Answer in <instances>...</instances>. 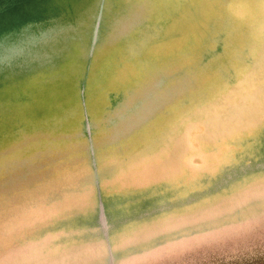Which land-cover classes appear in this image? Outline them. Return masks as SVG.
Returning a JSON list of instances; mask_svg holds the SVG:
<instances>
[{
  "label": "rangeland",
  "instance_id": "374dc122",
  "mask_svg": "<svg viewBox=\"0 0 264 264\" xmlns=\"http://www.w3.org/2000/svg\"><path fill=\"white\" fill-rule=\"evenodd\" d=\"M94 1L0 0V264H264V0Z\"/></svg>",
  "mask_w": 264,
  "mask_h": 264
},
{
  "label": "clouds",
  "instance_id": "9594fccd",
  "mask_svg": "<svg viewBox=\"0 0 264 264\" xmlns=\"http://www.w3.org/2000/svg\"><path fill=\"white\" fill-rule=\"evenodd\" d=\"M57 32L55 27L44 28L29 21L0 34V65L10 67L46 55L44 50L55 40Z\"/></svg>",
  "mask_w": 264,
  "mask_h": 264
},
{
  "label": "bare ground",
  "instance_id": "6f19581e",
  "mask_svg": "<svg viewBox=\"0 0 264 264\" xmlns=\"http://www.w3.org/2000/svg\"><path fill=\"white\" fill-rule=\"evenodd\" d=\"M59 1L61 2L62 0H59ZM80 1H82V0H80ZM95 1H96V0H95ZM95 1H94V2H95ZM111 1H112V0H111ZM94 2H93V3H94ZM96 2H97V1H96ZM96 2H95V3H96ZM103 2H104V1H103ZM105 2H106V1H105ZM105 2H104V4H106ZM107 2H108V0H107ZM112 3H113V2H112ZM57 4H58V3H57ZM59 4H60V3H59ZM62 4H63V2H62ZM67 4H68V3H67ZM80 4H81V3H80ZM91 4H92V2H91ZM63 5H64V4H63ZM83 5H84V4H83ZM89 5H90V4H89ZM89 5H87V6H89ZM113 5H114V4H113ZM125 5H126V4H125ZM68 6H69V5H68ZM93 6H94V5H92V7H93ZM102 6L104 7L103 4H102ZM107 6H110V5L108 4ZM120 6L122 7V4H120ZM120 6H119V7H120ZM64 7H65V6H64ZM66 7H67V6H66ZM80 7H81V5H80ZM92 7H91V8H92ZM110 7H111V6H110ZM119 7H118V10H120ZM128 7H129V6H128ZM77 8H78V7H77ZM86 8H87V9H86ZM88 8H89V7H86V6H85V12L88 10ZM104 8H105V12H106V11H107V10H106V5H105ZM108 8H109V7H108ZM125 8H126V7H125ZM74 9H76V8H74ZM83 9H84V8H83ZM59 10H61V9H59ZM65 10H66V9H65ZM65 10H64V11H65ZM70 10H71V9H70ZM80 10H82V9H80ZM80 10H79V11H80ZM89 10H90V9H89ZM110 10H112V9H110ZM110 10H109V12H110ZM122 10H123V9H122ZM68 11H69V10H68ZM76 11H77V10H76ZM82 11H84V10H82ZM91 11H92V10H91ZM72 12H73V11H71V13H72ZM77 12H78V11H77ZM87 12H88V11H87ZM92 12H93V11H92ZM109 12H108V13L106 12V14L109 15ZM111 12H112V11H111ZM111 12H110V13H111ZM119 12H120V11H119ZM121 12H123V11H121ZM65 13H66V11H65ZM67 13H68V12H67ZM89 13H90V11H89ZM89 13H88V15H92V13H90V14H89ZM103 13H104V12H103ZM103 13H102V14H103ZM61 14H64V13L62 12ZM73 14H74V13H73ZM76 14H77V13H76ZM81 14H83V12L80 13V14L78 15V17H79ZM94 14H95V13H94ZM111 14H112V13H111ZM117 14H119V13L117 12ZM120 14H121V13H120ZM65 15H66V14H65ZM83 15H84V14H83ZM114 15H116V13H115ZM114 15L112 14L111 16L114 17ZM125 15H126V14H125ZM125 15H124V16H125ZM84 16H86V13H85ZM92 16H94V15H92ZM109 16H110V15H109ZM121 16H122V15H121ZM104 17H105V15H104ZM106 17H107V16H106ZM64 18H65V17H64ZM72 18H73V17H72ZM85 18H86V17H85ZM89 18H90V17H89ZM115 18H116V17H115ZM115 18H114V19H115ZM73 19H74V18H73ZM105 19H106V18H105ZM63 20H64V19H63ZM67 20H69V19H67ZM79 20H80V18H79ZM81 20H82V19H81ZM81 20H80V21H81ZM87 20H88V19H87ZM90 20H91V18H90ZM110 20H111V19H110ZM110 20H109V21H110ZM65 21H66V20H65ZM69 21H71V19H70ZM72 21H73V20H72ZM77 21H78V20H77ZM77 21H76V23H77ZM74 22H75V21H74ZM82 22H86V21H82ZM89 22H90V21H89ZM103 22H104V21H103ZM110 22H111V21H110ZM117 22H118V21H117ZM143 22H145V21H143ZM68 23H69V22H68ZM76 23H75V26H76ZM78 23H80V22L78 21ZM78 23H77V24H78ZM111 23H112V22H111ZM113 23H114V22H113ZM139 23H140V22H139ZM139 23H138V25H140ZM69 24H70V23H69ZM69 24H68V25H69ZM80 24H82V23H80ZM80 24H79V25H80ZM107 24L110 25L109 22L106 23V25H107ZM141 24H142V22H141ZM143 24H144V23H143ZM143 24H142V25H143ZM71 25H72V24H71ZM90 25H91V22H90ZM111 25L113 26V24H111ZM111 25H110V26H111ZM75 26H74V27H75ZM104 26H105V25H104ZM110 26H109V27H110ZM135 26H137V25H135ZM140 26H141V25H140ZM140 26H138V27H140ZM81 27H82V26H81ZM81 27H77V28H80L81 30H83V29L85 28V33H87V32H86V30H87L86 27H83V28H81ZM156 27H157V26H156ZM72 28H73V27H72ZM75 28H76V27H75ZM132 28H133V26H132ZM91 29H92V28L90 27V30H91ZM133 29H134V28H133ZM71 30H72V29H71ZM78 30H79V29H78ZM81 30H80V31H81ZM108 30H109V29H108ZM66 31H67V29H66ZM73 31H74V30H73ZM76 31H77V30H76ZM87 31H88V30H87ZM67 32H68V31H67ZM81 32L83 33V31H81ZM82 33H81V34H82ZM149 33H150V31H149ZM68 34H69V33H68ZM68 34H67V35H68ZM77 34H79V32H78ZM101 34H102V33H101ZM105 34H106V32H105ZM70 35H72V34L70 33ZM79 35H80V34H79ZM79 35H78V36H79ZM84 35H89V34H83V38H84ZM220 35H222V34H220ZM80 36H81V35H80ZM100 36H101V35H100ZM123 36H124V35H123ZM62 37H63V35H62ZM81 37H82V36H81ZM101 37H102V36H101ZM86 38H87V37H86ZM102 38H103V37H102ZM121 38H122V37H121ZM219 38H220V37H219ZM87 40H88V38H87ZM99 40L103 41L102 39H99ZM218 40H219V39H218ZM71 41H72V40H71ZM73 41H74V40H73ZM82 41H83V40H82ZM69 42H70V41H69ZM87 42H88V41H87ZM99 42H100V41H99ZM52 43H53V42H52ZM66 43H67V42H66ZM71 43H72V42H71ZM79 44H80V43H79ZM59 45H60V44H59ZM63 45H64V44H63ZM63 45H61L60 48H57V49H61V47H62ZM67 45H68V44H67ZM80 46H81V45H80ZM86 47L88 48V46H86ZM86 47H85V48H86ZM219 47H220V46H219ZM66 48H67V47H66ZM52 50H53V49H52ZM62 50H63V49H62ZM244 50H245V49H244ZM50 51H51V50H50ZM63 51H64V50H63ZM65 51H66V50H65ZM68 52H69V51H68ZM219 52H220V51H219ZM45 53H46V52H45ZM62 53H64V52H62ZM62 53H61V54H62ZM86 53H87V52H86ZM213 53H214V52H213ZM46 54H47V53H46ZM48 54H49V53H48ZM64 54H65V53H64ZM203 54H204V53H203ZM209 54H210V53H209ZM42 56H43V55H42ZM202 56H203V55H202ZM209 56H210V55H209ZM212 56H213V55H212ZM44 57H45V56H44ZM62 57H63V55H62ZM204 57H205V56H204ZM86 58H87V54H86ZM58 59H59V58H58ZM62 59H63V58H62ZM249 59H250V58H249ZM61 61H62V60H61ZM201 63H202V62H200V64H201ZM52 67H54V66H52ZM52 67H50V68H52ZM55 67H57V65H56ZM48 70H49V69H48ZM50 70H51V69H50ZM52 70H53V69H52ZM33 71H34V70H33ZM34 72H35V71H34ZM180 73H181V72H180ZM231 73H232V72H231ZM85 74H86V73H85ZM178 75H179V74H178ZM224 76H225V75H224ZM9 77H10V76H9ZM169 77H170V76H169ZM12 78L14 79V77H12ZM79 78H80V77H79ZM21 79H22V78H21ZM229 79H231V78H229ZM2 80H3V79H2ZM9 80H10V79H9ZM231 80H232V79H231ZM12 81H13V80H12ZM14 81H15V80H14ZM77 81H78V80H77ZM163 81H164V80H163ZM4 82H5V81H4ZM9 82H10V81H9ZM0 83H2V82H0ZM15 83H16V82H15ZM161 83H162V82H161ZM228 83H230V81H229ZM163 84H164V83H163ZM160 85H161V84H160ZM76 86H77V85H76ZM158 86H159V85H158ZM159 87H160V86H159ZM112 95H113V93H112ZM149 95H150V94H149ZM107 97H108V96H107ZM116 97H117V95H116ZM121 97H122V96H121ZM148 97H149V96H148ZM114 98H115V97H114ZM114 98H113V99H114ZM80 100H81V99H80ZM120 101H121V100H120ZM123 101H124V100H123ZM136 101H137V100H136ZM140 102H141V101H140ZM117 104H118V103H117ZM121 105H123V104H121ZM132 105H133V104H132ZM115 106H116V105H114V107H115ZM119 106H120V105H119ZM119 106H118V107H119ZM138 106H139V105H138ZM130 107H131V106H130ZM109 108H110V107H109ZM105 109H106V108H105ZM134 109H135V108H134ZM82 110H83V109H82ZM110 111H111V109H110ZM84 112H85V111H84ZM132 112H134V111H132ZM126 114H127V113H126ZM121 115H122V114H121ZM119 116H120V115H119ZM124 116H125V115H124ZM121 118H123V117H121ZM114 119H115V117H114ZM110 120H111V119H110ZM117 120H118V119H117ZM82 121H83V120H82ZM115 121H116V120H115ZM116 122H117V121H116ZM89 125H90V124H89ZM113 125H114V121H113ZM81 126H82V125H81ZM89 130H90V129H89ZM92 130H93V129H92ZM81 132H82V131H81ZM83 134H84V133H83ZM89 136H90V135H89ZM89 139H90V138H89ZM254 140H255V139H254ZM254 140H253V142H254ZM87 141H88V140H87ZM242 141H243V139H242ZM239 142H240V141H239ZM258 142H259V141H258ZM88 144H89V143H88ZM243 144H244V143H243ZM87 147H88V146H87ZM250 148H251V147H250ZM92 150H93V148H92ZM255 151H257V150H255ZM88 153H89V152H88ZM242 153H243V152H242ZM235 154H236V153H235ZM239 154H240V153H239ZM252 156H253V155H252ZM252 156H251V157H252ZM89 157H90V156H89ZM234 157H235V156H234ZM236 157H237V156H236ZM251 157H250V158H251ZM248 158H249V157H248ZM93 159H95V158H93ZM241 159H242V156H241ZM243 159H244V158H243ZM246 159H247V158H246ZM89 163H90V162H89ZM232 165H233V164H232ZM225 166H227V165H225ZM228 167L231 168V166H228ZM226 168H227V167H226ZM94 169H95V168H94ZM228 169H229V168H228ZM249 174H250V173H249ZM102 175H103V174H102ZM106 176H107V175H106ZM96 177H97V176H96ZM243 177H244V176H243ZM97 178H98V177H97ZM245 178H246V176H245ZM249 178H250V177H249ZM240 179H241V178H240ZM240 179H238V180H240ZM212 180H213V179H212ZM234 181H236V180H234ZM212 182H213V181H212ZM204 183H205V182H204ZM240 183H241V182H240ZM228 184H229V183H228ZM210 185H211V184H210ZM161 186H162V185H161ZM161 186H160V187H161ZM97 187H98V186H97ZM156 187H157V186H156ZM180 188H181V186H180ZM157 189H158V188H157ZM150 190H151V189L149 188V191H150ZM162 190H163V189H162ZM95 191H96V190H95ZM154 191L156 192V190H154ZM201 191H202V190H201ZM99 192H100V191H99ZM141 192H142V191H141ZM141 192H140V193H141ZM176 192H177V191H176ZM193 192H194V191H193ZM196 192H197V191H196ZM100 193H101V192H100ZM136 193H137V192H136ZM142 193H143V192H142ZM162 193H163V191H162ZM164 193H165V192H164ZM174 193H175V191H174ZM213 193H214V192H213ZM188 194H189V193H188ZM188 194H187V195H188ZM146 195H147V194H146ZM151 195H152V194H151ZM173 195H174V194H173ZM117 196H119V195H117ZM121 196H122V195H121ZM201 196H202V195H201ZM122 197H123V196H122ZM125 197H126V196H125ZM142 197L144 198L145 196H142ZM148 197H149V196H148ZM148 197H147V198H148ZM170 197H171V196H170ZM185 197H186V196H185ZM143 198H142V199H143ZM117 199H118V198H117ZM166 199H168V198H166ZM180 199L182 200V198H180ZM95 200H96V199H95ZM173 200H174V199H173ZM138 201H139V200H138ZM171 201H172V200H171ZM160 202H161V201H160ZM172 202H173V201H172ZM95 203H96V202H95ZM133 203H134V202H133ZM157 203H158V202H157ZM127 204H128V203H127ZM186 204H188V203H186ZM95 205H96V204H95ZM122 206H123V205H122ZM118 207H119V206H118ZM172 207H173V206H172ZM93 208H94V207H93ZM126 212H127V211H126ZM164 212H165V211H164ZM90 215H91V213H90ZM86 216H87V214H86ZM156 216H157V215H156ZM77 217H78V216H77ZM84 217H85V216H84ZM73 218H74V216H73ZM79 218H80V216H79ZM81 218H82V217H81ZM81 218H80V219H81ZM83 219H84V218H83ZM149 220H150V219H149ZM73 222H74V221H73ZM137 222H138V221H137ZM141 222H142V221H141ZM61 223H62V222H61ZM61 223L59 222L60 225H61ZM128 223H129V222H128ZM138 223H140V222H138ZM65 224H66V223H65ZM65 224H64V225H65ZM132 224H133V223H132ZM75 225H76V224H75ZM75 225H72V226H75ZM133 225H134V224H133ZM70 226H71V225H70ZM76 226H78V225H76ZM123 226H124V225H123ZM79 227H80V226H78V228H79ZM85 228H88V227L85 226ZM94 228H95V227H94ZM126 228H127V225H126ZM128 228H129V227H128ZM72 229H73V228H72ZM91 229H92V228H91ZM120 229H121V228H120ZM123 229H124V228H123ZM87 230H88V229H87ZM88 231H89V230H88ZM94 231H95V230H94ZM90 232H91V231H90ZM86 233H87V232H86ZM114 233H115V232H114ZM73 235H74V234H73ZM71 236H72V235H71ZM75 236H76V235H75ZM79 236H80V235H79ZM79 236H78V237H79ZM113 236H114V235H113ZM115 236H116V235H115ZM78 237H77V238H78ZM82 237H83V236H82ZM90 237H91V236H90ZM92 237H93V236H92ZM77 238H76V239H77ZM85 238H86V237H85ZM107 238H108V237H107ZM100 239H101V238H100ZM109 242H110V241H109ZM107 252H108V251H107ZM114 253H115V252H114ZM120 253H121V251H120ZM107 256H108V255H107ZM107 256H106V257H107ZM120 256H121V255H120ZM123 256H124V254H123ZM102 264H103V263H102ZM104 264H105V262H104ZM106 264H108V263H106Z\"/></svg>",
  "mask_w": 264,
  "mask_h": 264
}]
</instances>
